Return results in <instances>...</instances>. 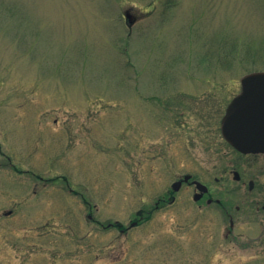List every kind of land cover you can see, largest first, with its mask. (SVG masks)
Masks as SVG:
<instances>
[{
    "label": "rangeland",
    "instance_id": "374dc122",
    "mask_svg": "<svg viewBox=\"0 0 264 264\" xmlns=\"http://www.w3.org/2000/svg\"><path fill=\"white\" fill-rule=\"evenodd\" d=\"M253 72L264 0H0V264H264V202L216 181Z\"/></svg>",
    "mask_w": 264,
    "mask_h": 264
},
{
    "label": "flooded vegetation",
    "instance_id": "af4514ba",
    "mask_svg": "<svg viewBox=\"0 0 264 264\" xmlns=\"http://www.w3.org/2000/svg\"><path fill=\"white\" fill-rule=\"evenodd\" d=\"M221 123L222 119L220 121L219 135L224 139L221 131ZM183 127L184 124L182 125V128ZM195 135L200 136L198 135V130L195 132ZM224 141L227 145H229L230 148L232 147L225 139ZM207 147L211 150V153L216 152L213 150L214 148H216L214 146V143L210 142ZM232 149L234 150L236 159L232 161L230 165L224 168L223 176H221V178H216V181L219 183L221 179L224 178V176L228 179L231 178L234 182L239 183L241 184V186L244 187L245 192L249 196L248 202H264V153L243 154L236 150L234 147H232ZM186 176H189L188 180L185 179ZM186 176H183V178H180L176 181L181 183L178 186V189L174 191L178 192L184 185H187L188 187L193 188L194 190L193 199L195 202H207V204L209 205L213 202H217L218 206L221 207L225 212H227L226 217H229L230 221V230L228 231V234H233L235 227H237V222H239L238 217L240 216L236 217L233 214L228 213L229 210L226 204L223 203L228 201L224 200L223 198H220L221 196H223V191H227V189L224 188L215 191L213 190L212 186H210L208 183L194 179L191 174H188ZM196 182H200L201 186L198 187ZM172 190H169L163 198L157 201L158 203L156 209L160 208L162 202H169L171 204L176 201L174 192ZM196 197H198V199H196ZM259 206L258 204L256 206L257 212L261 211V208ZM262 207L264 211V204L262 205ZM240 210L241 208L237 206L236 211L238 212ZM143 216L141 217L143 218ZM241 217H244V215H242ZM248 217L254 218L255 215H249ZM259 217H261V221L259 222L262 223V225L260 226L262 228V232L258 230V226H253L252 229H255V235L248 239L247 243L249 244L252 242H256L264 245V218H262L261 215H259ZM248 221L252 224L255 223L254 221ZM232 239H236L235 236H232Z\"/></svg>",
    "mask_w": 264,
    "mask_h": 264
},
{
    "label": "water",
    "instance_id": "95a60500",
    "mask_svg": "<svg viewBox=\"0 0 264 264\" xmlns=\"http://www.w3.org/2000/svg\"><path fill=\"white\" fill-rule=\"evenodd\" d=\"M126 18L132 26L134 18L129 13ZM240 83L241 92L230 102L222 119L223 137L243 154L264 153V72L247 74ZM180 183L173 185L175 191ZM196 183L201 186L200 182Z\"/></svg>",
    "mask_w": 264,
    "mask_h": 264
}]
</instances>
